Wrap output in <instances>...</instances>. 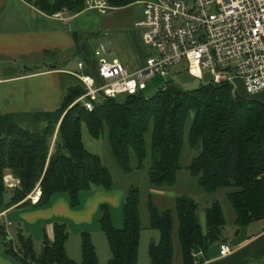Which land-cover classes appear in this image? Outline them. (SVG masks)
<instances>
[{
	"label": "trees",
	"instance_id": "16d2710c",
	"mask_svg": "<svg viewBox=\"0 0 264 264\" xmlns=\"http://www.w3.org/2000/svg\"><path fill=\"white\" fill-rule=\"evenodd\" d=\"M44 13L82 12L85 0H25ZM114 8L138 0H108ZM85 92L82 85L71 88L56 110L16 113L0 116V206L2 210L21 204L48 206L60 193H67L71 206L79 207L81 193L94 186L106 190L114 187L111 170L102 158L91 153L83 141V123L99 139L108 132L113 156L125 172L147 169L149 183L155 188L173 187L181 169L180 158L187 136L191 146H199L185 168L208 193L230 188L226 193L235 211V223L247 226L264 219V101L256 94L233 92L229 83H205L186 90L167 83L152 97L143 93L105 98L92 111L82 103L73 105ZM137 163L132 166V157ZM150 158L149 166L146 160ZM6 171L20 180L16 188H7ZM41 195L37 204L28 196L37 184ZM12 196L5 202V195ZM122 207L123 228L113 224L110 205H101L100 228L105 233L111 259L108 264H139L142 221L141 191L130 187ZM182 262L200 264L201 253L219 241L226 226V215L219 200H212L206 210L203 230L198 215V202L179 195L175 198ZM150 226L160 231V241L149 246L150 264H174V211L159 210L149 204ZM51 241L43 237L42 251L37 254L29 235L20 232L17 242L0 226L4 250L21 264H99L91 234L82 231L81 262L68 256L69 231L65 222H56ZM8 239V240H7ZM16 245H15V244ZM195 245L200 254H195Z\"/></svg>",
	"mask_w": 264,
	"mask_h": 264
},
{
	"label": "crops",
	"instance_id": "0c3cea01",
	"mask_svg": "<svg viewBox=\"0 0 264 264\" xmlns=\"http://www.w3.org/2000/svg\"><path fill=\"white\" fill-rule=\"evenodd\" d=\"M62 13L68 19L58 20L25 0H0V116L58 109L68 91L81 85L76 73L79 61L86 63L87 70L91 61L97 60L94 57L98 48L94 43L96 40L109 38L111 53L105 57L120 60L131 69L143 67L152 52L151 47L143 42L140 28L131 30L115 26L101 34L96 29L97 25L101 26L100 20L95 23V17L89 15L88 10L75 14L67 11ZM142 18L143 14L140 19ZM71 22H74L75 30H72ZM137 22L138 20L134 24L135 28ZM109 25L114 26V23ZM147 50V57L141 62L140 56ZM65 197L57 194L48 207L35 208L33 205L22 206L21 203L2 210L0 206V214L5 213L0 218L3 219L12 211L18 213L16 216L22 221L25 219L31 224L45 223L43 237L46 234L53 241L54 225L60 222L58 219L66 214L79 215L69 211ZM150 228L154 229L151 240L159 242L160 231L151 226ZM220 238L207 251L200 252V264H264V219L239 226L235 223V216L226 218V226ZM176 240L179 241L177 237ZM223 243L229 244L232 249L231 253L224 256L220 252ZM74 249L76 255L78 253L79 257L80 253L81 257L80 240L79 248L74 245ZM66 251L69 254L68 243ZM9 258L1 236L0 264H13ZM79 259L81 262L82 257ZM181 262L182 256L179 264Z\"/></svg>",
	"mask_w": 264,
	"mask_h": 264
},
{
	"label": "built area",
	"instance_id": "2783aa9c",
	"mask_svg": "<svg viewBox=\"0 0 264 264\" xmlns=\"http://www.w3.org/2000/svg\"><path fill=\"white\" fill-rule=\"evenodd\" d=\"M136 3L143 5V18L136 27L152 49L144 66L131 69L120 60H109L105 55L111 53V43L104 37L94 52L97 60L87 70L84 61L78 63L76 73L85 92L73 105L82 103L92 111L101 99L143 93L154 77H168L176 68L188 70L201 81L208 71L212 75L209 83H229L234 93L241 87L251 95L264 90V0ZM85 9L106 14L115 8L108 0H86ZM52 16L67 19L62 12ZM220 252L222 256L231 253L230 245L223 243Z\"/></svg>",
	"mask_w": 264,
	"mask_h": 264
},
{
	"label": "rangeland",
	"instance_id": "374dc122",
	"mask_svg": "<svg viewBox=\"0 0 264 264\" xmlns=\"http://www.w3.org/2000/svg\"><path fill=\"white\" fill-rule=\"evenodd\" d=\"M86 1V0H85ZM143 11V5L138 3H132L128 6L117 7V9L112 10L107 14H101L97 9H89L88 14L92 17H95L93 20L96 23V20H100L101 26L96 27V29L100 30L103 34L106 29H111L116 27H122L127 29H135V22L141 20ZM62 12V11H61ZM68 12V11H67ZM63 16V13H62ZM67 18V17H66ZM68 19V18H67ZM114 23V26L109 25V23ZM97 30V31H98ZM141 31V30H140ZM139 31V32H140ZM142 33V31L140 32ZM100 41H94L95 46H100ZM144 47V46H143ZM145 48V47H144ZM147 52L144 55L140 56V61H144L147 57ZM115 54L117 55V49L115 48ZM112 57V56H111ZM114 57V56H113ZM116 57V56H115ZM212 79V75L208 71H204L203 81L195 78L193 75L189 73L188 70L178 69L168 77L156 76L152 79L151 85L143 92L145 98L152 97L157 91L165 85L166 82H170L172 84H177L183 87L186 90L198 88L205 83H209ZM242 94L246 95V91L243 87L239 90ZM256 96L262 101H264V90H261ZM190 121L187 123L186 133L184 136L185 145L182 150V155L180 158V165L182 166L178 172L177 184L173 187L165 186V188H155L151 183H149L148 179V170L147 169H135L132 172H125L119 166L116 161L115 156H113L110 142L108 140V132L106 131L105 135L101 138H94L89 129H87L86 124L83 123V141L86 144V147L91 153H96L99 155L105 166L111 170L114 187L112 189H104L102 187L94 186L93 190L84 191L80 196V206L73 207L71 206V202L68 198L67 193H60L66 196L67 207L69 211L79 213L78 216H74V214H66L62 216L61 219H58L60 222H65L67 225V229L69 231L68 238V247L69 254L68 256L74 259L77 262H80V253L78 257V253L76 255L74 245L76 248H79V240L81 231H88L91 234L92 242H94L95 246H97V253L99 256V262L102 264H108V260L111 257V250L109 248V244L107 242V238L105 233L100 228V219L102 217L101 213V205L107 204L110 205V210L113 217V224L118 229L123 228V213L122 207L124 202V196L127 190L130 187L137 186L141 191V203H140V212H141V221H142V238L140 245V259L139 264H150V255H149V246L152 243L151 235L154 229L150 228V212H149V204L153 202L159 210L165 211V209H171L174 211V264H179L181 259V248L179 241L176 240L177 231H178V215L177 211L173 206L175 205V198L179 197V195H184L195 199L198 202V215L200 224L203 227V230H206L205 224V216H206V208L208 204L212 200H219L222 204L223 210L225 211V215L227 219H231L235 216V211L232 208L231 203L229 202L226 193L230 191V188H222L215 193H206L203 191L198 182L194 177L190 175V172L187 168H185L192 159L198 155L199 146H191L189 141L187 140L188 133L190 131L191 125ZM137 163V158L135 156L132 157V166H135ZM150 158L146 160V165L149 166ZM5 183L7 188H16L20 184V180L16 178L12 173L6 171ZM37 196V202L41 195V187L39 183L37 184L34 191L28 196L31 198L33 203L37 204L36 201L32 200L33 196ZM12 196V190H9L5 195V202H8L10 197ZM54 198L52 199V202ZM52 204V203H51ZM50 204V205H51ZM48 205V206H50ZM28 206V205H27ZM48 206H38V207H48ZM35 207V208H38ZM18 213L9 212L8 215H5L3 219L0 218V226H4L6 232L10 236L15 239V243L17 242V235L22 230L23 233L30 235L33 239V244H35V251L39 254L43 248V228L45 227V223L42 224L38 222L37 224H31L27 220L21 219L16 216ZM56 219V218H55ZM81 221V222H80ZM159 231V230H156ZM3 238V237H2ZM1 239V236H0ZM7 239V240H8ZM14 243V244H15ZM16 245V244H15ZM232 252V249H231ZM109 257V259H108ZM13 264H21V261L18 258L10 257L9 258ZM82 260V259H81ZM100 264V263H99Z\"/></svg>",
	"mask_w": 264,
	"mask_h": 264
},
{
	"label": "water",
	"instance_id": "95a60500",
	"mask_svg": "<svg viewBox=\"0 0 264 264\" xmlns=\"http://www.w3.org/2000/svg\"><path fill=\"white\" fill-rule=\"evenodd\" d=\"M70 25H71L72 30H75L74 22H71ZM194 248H195V253L200 254V251H199V248L197 247V245H195Z\"/></svg>",
	"mask_w": 264,
	"mask_h": 264
},
{
	"label": "bare ground",
	"instance_id": "6f19581e",
	"mask_svg": "<svg viewBox=\"0 0 264 264\" xmlns=\"http://www.w3.org/2000/svg\"><path fill=\"white\" fill-rule=\"evenodd\" d=\"M34 201H36V202H37V196H35V197H34Z\"/></svg>",
	"mask_w": 264,
	"mask_h": 264
}]
</instances>
